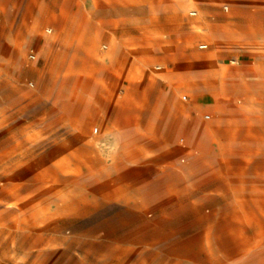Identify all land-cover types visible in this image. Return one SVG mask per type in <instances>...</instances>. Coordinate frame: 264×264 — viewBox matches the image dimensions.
Returning a JSON list of instances; mask_svg holds the SVG:
<instances>
[{"label": "rangeland", "instance_id": "1", "mask_svg": "<svg viewBox=\"0 0 264 264\" xmlns=\"http://www.w3.org/2000/svg\"><path fill=\"white\" fill-rule=\"evenodd\" d=\"M21 1H0V52L14 24L38 21L44 34L85 16L83 0L42 14ZM201 42L208 40L193 47ZM102 45L98 38L96 51ZM26 53L14 72L0 66V264H264V58L246 74L253 87L232 93L230 135L215 141L224 154L220 170L192 174L191 194L163 189V197L132 210L106 196L115 192V173L99 163L90 171L85 161L83 134L101 132L87 122L98 112V87L83 74L22 73L26 64L40 65L38 54L28 61ZM200 117L216 121L209 111ZM57 133L61 139H51ZM72 134L79 138L65 139ZM57 145L58 167L51 156Z\"/></svg>", "mask_w": 264, "mask_h": 264}, {"label": "crops", "instance_id": "2", "mask_svg": "<svg viewBox=\"0 0 264 264\" xmlns=\"http://www.w3.org/2000/svg\"><path fill=\"white\" fill-rule=\"evenodd\" d=\"M83 1V20L54 23L45 35L38 21L14 24L18 29L9 32L0 66L14 72L26 49L25 58L37 61L38 54L40 65L26 64L22 73L83 74L98 87V112L87 122L99 124L101 132L83 134L84 157L90 171L99 163L115 173V192L107 191V198L135 210L163 197V189L189 193L192 174L220 170L224 154L215 141L230 135L232 93L253 87L246 74L256 72L264 58V0ZM63 2L22 0L21 6L42 14ZM192 7L196 11H188ZM176 29L185 33L159 36ZM98 38L106 42L100 52ZM202 38L208 43L193 47ZM31 50L33 60L27 57ZM153 62L162 66L152 70ZM204 111L215 117L211 125L200 117ZM51 139L59 141L60 134ZM60 151L57 145L51 152L56 167Z\"/></svg>", "mask_w": 264, "mask_h": 264}, {"label": "built area", "instance_id": "3", "mask_svg": "<svg viewBox=\"0 0 264 264\" xmlns=\"http://www.w3.org/2000/svg\"><path fill=\"white\" fill-rule=\"evenodd\" d=\"M50 31L51 30L49 28L46 29V32H50ZM200 47H205V44L200 45ZM27 57L29 60H33V59H35V53L31 50L28 52ZM206 117H208V116H206ZM94 130L96 131V128Z\"/></svg>", "mask_w": 264, "mask_h": 264}]
</instances>
